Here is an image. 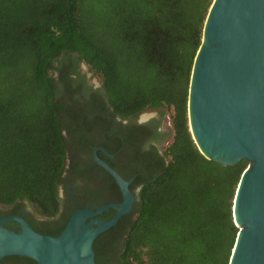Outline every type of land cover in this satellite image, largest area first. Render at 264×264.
Listing matches in <instances>:
<instances>
[{
	"label": "trees",
	"instance_id": "1",
	"mask_svg": "<svg viewBox=\"0 0 264 264\" xmlns=\"http://www.w3.org/2000/svg\"><path fill=\"white\" fill-rule=\"evenodd\" d=\"M211 2L0 0V205L24 203L42 220L30 223L40 235L56 237L65 226L70 213L56 219L58 189L74 113L52 75L54 63L71 55L97 76L114 116L159 110L158 124L166 116L169 126L156 135L161 154H150L147 167L140 162L128 187L139 186L130 213L93 240L94 264H228L237 234L232 200L247 163L205 159L186 120Z\"/></svg>",
	"mask_w": 264,
	"mask_h": 264
},
{
	"label": "water",
	"instance_id": "2",
	"mask_svg": "<svg viewBox=\"0 0 264 264\" xmlns=\"http://www.w3.org/2000/svg\"><path fill=\"white\" fill-rule=\"evenodd\" d=\"M186 120L205 159L223 167L247 163L232 200L237 234L228 264H264V0H212L192 62ZM93 160L113 179L120 202L75 210L56 237L34 232L17 217L0 219V259L94 264L93 240L131 211L134 196L131 180L94 154ZM108 209L114 212L109 220L94 219ZM8 220L18 224V232L2 227Z\"/></svg>",
	"mask_w": 264,
	"mask_h": 264
},
{
	"label": "flooded vegetation",
	"instance_id": "3",
	"mask_svg": "<svg viewBox=\"0 0 264 264\" xmlns=\"http://www.w3.org/2000/svg\"><path fill=\"white\" fill-rule=\"evenodd\" d=\"M52 77L56 90L60 93L66 92L70 96L71 104L68 105L74 113L73 135L67 152V166L58 189L63 215L60 214L56 219L63 222L65 216L68 213L71 215L75 210L94 211L101 205L120 202V193L113 179L95 164L93 154L121 178L122 172L129 174L128 180L132 183L138 175L137 168L140 162L147 167L144 161L150 159L148 157L150 154L155 153L158 156L161 154L165 143L158 144L156 135L167 131L163 126L164 119L167 117L164 116L158 124L159 110H146L125 119L114 116L97 76L83 62L71 55L59 58L54 63ZM61 79L64 83H61ZM152 111L156 112L150 113ZM130 140L131 142L128 143ZM101 150L110 157L105 156ZM110 182L118 192L115 198L110 197L112 194ZM138 187L135 186L129 190L134 198ZM64 192L67 195H64ZM93 202H99L94 210H92ZM106 211L95 216L94 219L104 221L101 216ZM111 211L113 216L114 212ZM11 217L20 218L32 230L30 223L42 221L33 215L24 203L0 205V219ZM2 227L12 232L19 230L18 224L13 220L3 222ZM23 258L4 257L0 259V264H27L22 261Z\"/></svg>",
	"mask_w": 264,
	"mask_h": 264
},
{
	"label": "rangeland",
	"instance_id": "4",
	"mask_svg": "<svg viewBox=\"0 0 264 264\" xmlns=\"http://www.w3.org/2000/svg\"><path fill=\"white\" fill-rule=\"evenodd\" d=\"M156 111H152V112H150V113H155ZM143 115V114H142ZM143 117V116H142ZM163 126H164V128L166 129V130H168V120L165 118L164 119V123H163Z\"/></svg>",
	"mask_w": 264,
	"mask_h": 264
}]
</instances>
